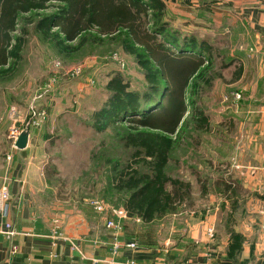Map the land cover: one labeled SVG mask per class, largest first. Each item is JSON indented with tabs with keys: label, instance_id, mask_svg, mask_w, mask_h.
I'll use <instances>...</instances> for the list:
<instances>
[{
	"label": "rangeland",
	"instance_id": "obj_1",
	"mask_svg": "<svg viewBox=\"0 0 264 264\" xmlns=\"http://www.w3.org/2000/svg\"><path fill=\"white\" fill-rule=\"evenodd\" d=\"M208 1L165 0L164 20L171 39L176 35L179 39L193 36L213 47L211 58L206 57L209 64L204 65L210 67L208 74L213 79L212 85L202 86L198 99V106L209 118L211 130L201 133L194 130L193 124L187 126L174 149L168 173L191 184L190 198L183 203L180 212L194 213V218L209 216L213 238L218 228L222 233L221 225L227 223L226 219L231 228L250 223L253 234H258L264 228L260 227L258 220L259 212L264 210V197H252L244 184L235 182L230 165L219 170H223L221 175L216 174L217 169L212 164L215 154L209 150L217 141V122H229L227 114L237 109L238 105L230 101L231 95L234 94L235 98L236 92H246L248 104L255 111L264 108V87L251 85L252 70L244 80L234 84L236 70L243 64L245 55L254 54L261 43L251 25L237 21L234 1L228 0L224 8L219 6L218 0H213L203 8ZM58 6V3L50 4L44 14L55 12ZM25 18L22 15L20 22L23 23ZM28 31L23 61L17 72L10 78L0 77V187L8 186L12 165L18 162L21 177L32 178L37 185L43 180V188L56 189L68 203L74 205L79 201L89 209L93 208V201H102L120 208L124 195L113 189V174L108 160L125 163L130 157L131 151L125 149L118 138L119 129L128 128V124H120L98 134L91 127V117L107 100L105 86L114 72L121 71L133 90H142L145 79L141 68L134 57L121 50L118 43L87 44L78 53L67 57L59 54L53 43L44 40L32 25L28 26ZM262 48L264 50V45ZM116 58L122 59L126 67L121 68ZM56 62H61L66 68L85 65L83 75L78 79L62 77L50 91H41L55 73L61 72H57ZM239 95L242 98V94ZM13 109L17 117L12 115ZM36 111L45 112V118L33 117ZM14 124L22 130L26 126L31 129L29 147L25 151L13 148L8 139V132ZM9 156L11 160H8ZM189 160L193 165L201 160L211 161L212 171L205 168L206 175L202 176L198 169L190 167ZM204 185L207 186L206 193L203 192ZM70 197L72 200H67ZM215 210L222 213L218 224ZM170 219L171 216L167 218L168 221ZM166 232L167 228L164 231L162 227L163 237ZM230 234L231 237L239 235L244 241L240 233L232 231Z\"/></svg>",
	"mask_w": 264,
	"mask_h": 264
},
{
	"label": "trees",
	"instance_id": "obj_2",
	"mask_svg": "<svg viewBox=\"0 0 264 264\" xmlns=\"http://www.w3.org/2000/svg\"><path fill=\"white\" fill-rule=\"evenodd\" d=\"M54 3L60 5L55 12L44 14ZM166 10L165 0H0L2 78L14 76L23 61L29 25L67 57L87 44L108 42L118 43L134 57L144 88L133 90L121 71L114 72L105 86L108 98L92 114L91 127L101 134L128 124L119 129L118 138L131 155L125 163L108 160L112 186L124 195L120 207L129 217L153 226L180 213L191 195L190 183L168 173L183 130L190 124L197 132L211 130L198 99L202 86L212 85L210 67L204 65L209 64L206 57L211 58L213 47L193 36L171 39ZM116 60L126 67L122 59ZM242 74L240 64L234 80ZM206 189L204 185V193ZM232 237L240 251L243 239Z\"/></svg>",
	"mask_w": 264,
	"mask_h": 264
},
{
	"label": "crops",
	"instance_id": "obj_3",
	"mask_svg": "<svg viewBox=\"0 0 264 264\" xmlns=\"http://www.w3.org/2000/svg\"><path fill=\"white\" fill-rule=\"evenodd\" d=\"M227 1L218 0L219 6L226 8ZM232 1L236 3L237 21L251 25L261 43L254 54L245 51L248 54L243 59V74L239 80H234V84L244 80L252 70L251 85L264 87V60H261L264 59V0ZM211 2L213 0L205 2L207 5L203 8ZM247 86H250L248 82ZM238 93L242 98L235 100L233 94L230 101L240 108L236 106L235 111L227 114L229 122H217L219 134L209 152L215 154L212 164L217 169L216 174L221 175L223 170H219L230 165L232 179L244 184L252 197L263 198L264 108L255 111L248 104L246 92L235 94ZM191 162H188L190 167L198 169L202 176L206 175L205 168L212 171L211 161L201 160L194 165ZM20 170V163H13L7 183L11 193L7 221L16 234L11 239L0 234V264H107L111 260L118 264L129 260L136 264H264V216L261 211L258 220L262 230L258 234H253L250 223L231 228L226 219L227 223L221 225L222 233L218 228V234L213 238L210 233L212 219L207 215L195 219L194 213L189 212L171 215L169 221L164 218L156 226L129 217L122 221V231L115 232L106 227L107 221L114 219L110 213L87 209L79 201H74V206L56 189L48 185L43 188V180L37 185L32 178L21 177ZM219 211L215 210L217 224L222 215ZM162 227L164 231L167 228L165 237ZM232 231L244 237L240 251L235 248L238 243L231 237ZM116 241L122 244L134 242L139 247L134 250L122 247L117 255H113ZM13 245L17 252H13Z\"/></svg>",
	"mask_w": 264,
	"mask_h": 264
},
{
	"label": "built area",
	"instance_id": "obj_4",
	"mask_svg": "<svg viewBox=\"0 0 264 264\" xmlns=\"http://www.w3.org/2000/svg\"><path fill=\"white\" fill-rule=\"evenodd\" d=\"M122 67L125 66V63L120 60ZM57 72L61 71L59 73H55V76H53L50 81H48L45 86H43V90L48 92L50 91L53 87L54 84L56 83L57 79H59L60 76L66 77L68 79H78L83 75L85 65H77L73 67H68L66 68L61 64V62H56L54 64ZM241 96L239 94H236L235 100H239ZM12 115L17 117L16 110H12ZM45 112H33V117H39V118H45ZM24 130L19 128L16 124H14L9 132H8V139L12 142L13 148L16 149V142L18 141L20 135L22 134ZM12 157L9 156L8 160H11ZM11 201V193L9 190V187L7 185H3L0 187V234L5 235L7 238L11 239L16 233L14 232L12 228V224L7 221V215H8V207ZM94 208L99 213H110L114 219L108 220L106 227L108 229L114 230L115 232H120L123 229L122 221L126 220L129 218V215L127 211L123 208H115L107 205L106 203L102 201H93L91 204ZM261 215L264 216V210H261ZM57 233V230L55 231V234ZM211 236H213V230H210ZM122 247H127L129 249H138V244L137 243H124L122 244L120 241H116L113 243V255H117L119 253V250ZM13 252H17V247L13 245ZM95 264H98V262H95ZM107 264H118L114 260H111ZM125 264H136V261L134 260H129Z\"/></svg>",
	"mask_w": 264,
	"mask_h": 264
},
{
	"label": "water",
	"instance_id": "obj_5",
	"mask_svg": "<svg viewBox=\"0 0 264 264\" xmlns=\"http://www.w3.org/2000/svg\"><path fill=\"white\" fill-rule=\"evenodd\" d=\"M30 134L31 129L29 126H26L22 134L20 135L18 141L16 142L15 146L19 150H25L28 148L29 141H30Z\"/></svg>",
	"mask_w": 264,
	"mask_h": 264
}]
</instances>
